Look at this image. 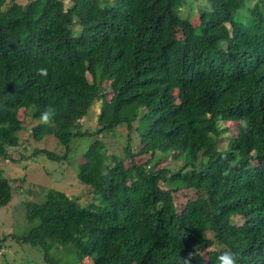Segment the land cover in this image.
<instances>
[{
  "label": "trees",
  "instance_id": "obj_1",
  "mask_svg": "<svg viewBox=\"0 0 264 264\" xmlns=\"http://www.w3.org/2000/svg\"><path fill=\"white\" fill-rule=\"evenodd\" d=\"M69 1L0 0V157L20 144L21 109L40 120L54 108L34 138L54 134L69 149L96 101L97 134L125 123L142 145L120 156L98 137L78 171L93 200L44 190L27 202L21 240L50 264L68 249L91 264H182L194 248L193 264H219L226 250L264 264V0H207L199 22L181 16L185 0ZM221 121L237 122L229 138ZM156 153L183 164L151 169ZM179 189L196 192L181 210ZM11 199L0 177V207Z\"/></svg>",
  "mask_w": 264,
  "mask_h": 264
},
{
  "label": "rangeland",
  "instance_id": "obj_2",
  "mask_svg": "<svg viewBox=\"0 0 264 264\" xmlns=\"http://www.w3.org/2000/svg\"><path fill=\"white\" fill-rule=\"evenodd\" d=\"M18 3L26 4L31 0H15ZM67 5L69 0H65ZM247 5H253L258 0H245ZM208 5L207 0H185V6L181 7V16L188 17L199 22L198 5ZM201 7V6H199ZM242 13L247 14L248 10ZM199 24V23H198ZM91 79V75H89ZM107 98L112 97L113 91L106 85ZM100 112V101H96L88 112L87 117L82 120L81 125L73 127L88 132L85 135L72 137L69 142V149L64 146L54 134H47L42 140H36L33 128L42 125L39 119L33 118L26 113L25 109L19 112L23 120V128L17 133L20 144L10 149L8 158L0 157V177L12 185L11 201L0 207V264H50L45 259V251L40 245L21 240L31 228L26 217L27 202L30 200H41L44 190L51 188L64 191L70 197L78 200L82 205L93 200L91 187L78 177L79 166L85 161V152L89 146L99 137L108 145L109 150L120 156H124V147L130 141L134 150L138 151L142 145L141 138L134 132L129 134L127 125L121 123L111 131L97 134L99 124L97 117ZM223 127L229 131L223 133L222 139L229 138L237 128V122H223ZM131 138V140H130ZM227 140H219L217 147L226 148ZM40 150H48L56 154V158H50ZM150 154L138 157V162L149 158ZM204 160V155H202ZM200 160V162H202ZM129 163V159L126 160ZM199 162V163H200ZM183 164L182 160H174L171 155L156 153L151 169L168 168L176 171ZM162 186H169L164 184ZM175 201L179 210L183 208L185 201L196 197L193 189H179L174 192ZM233 222L242 224V218L236 216ZM53 255L57 257L60 252L52 249ZM77 255L72 250H66L62 257H58V264H91L89 257L82 262L77 261ZM78 262V263H77ZM53 264V263H52Z\"/></svg>",
  "mask_w": 264,
  "mask_h": 264
},
{
  "label": "clouds",
  "instance_id": "obj_3",
  "mask_svg": "<svg viewBox=\"0 0 264 264\" xmlns=\"http://www.w3.org/2000/svg\"><path fill=\"white\" fill-rule=\"evenodd\" d=\"M37 74L42 77H47L48 70L47 68H40L37 71ZM56 112L54 108H46L41 114H40V122L45 125H50L53 118L55 117ZM240 126L244 131H247L249 128V122L246 119H242L240 121ZM197 255L196 248H194L192 251H189L186 256H183L181 258L182 264H193V261L195 260ZM219 264H240V256L231 251L226 250L222 252L217 257Z\"/></svg>",
  "mask_w": 264,
  "mask_h": 264
}]
</instances>
